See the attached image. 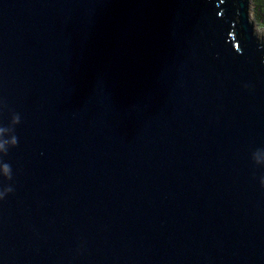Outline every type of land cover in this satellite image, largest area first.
Wrapping results in <instances>:
<instances>
[{
	"label": "water",
	"instance_id": "water-1",
	"mask_svg": "<svg viewBox=\"0 0 264 264\" xmlns=\"http://www.w3.org/2000/svg\"><path fill=\"white\" fill-rule=\"evenodd\" d=\"M263 32L249 0H0V264H264Z\"/></svg>",
	"mask_w": 264,
	"mask_h": 264
},
{
	"label": "clouds",
	"instance_id": "clouds-1",
	"mask_svg": "<svg viewBox=\"0 0 264 264\" xmlns=\"http://www.w3.org/2000/svg\"><path fill=\"white\" fill-rule=\"evenodd\" d=\"M20 121V117L18 114H13L11 117V122L9 127L11 128V130L13 131L12 126L16 125L17 123H19ZM7 129L4 127H0V133L6 131ZM17 144V137L15 135H12L10 137V139L8 140H0V153L3 154H7L8 151V147H6L5 145H10V146H15ZM261 151V150H256L252 153V160L256 163V164H260V165H264V162H261L260 160L256 159V152ZM3 168V176L5 178L10 179L11 178V167L9 164L4 163L2 165ZM260 183L262 186H264V177H261L260 179ZM12 191V189L10 187H6L4 188L3 192H0V196H3L5 193Z\"/></svg>",
	"mask_w": 264,
	"mask_h": 264
},
{
	"label": "rangeland",
	"instance_id": "rangeland-1",
	"mask_svg": "<svg viewBox=\"0 0 264 264\" xmlns=\"http://www.w3.org/2000/svg\"><path fill=\"white\" fill-rule=\"evenodd\" d=\"M258 7L256 5L255 0H249V18L252 19L253 27L257 31V33L261 34V31H264V25L262 24L261 20H259V17L257 16ZM261 29V31H260ZM264 35V32L262 33ZM264 41V38H263Z\"/></svg>",
	"mask_w": 264,
	"mask_h": 264
},
{
	"label": "trees",
	"instance_id": "trees-1",
	"mask_svg": "<svg viewBox=\"0 0 264 264\" xmlns=\"http://www.w3.org/2000/svg\"><path fill=\"white\" fill-rule=\"evenodd\" d=\"M255 1L258 7L257 16L259 17V20H261L262 24L264 25V0H255Z\"/></svg>",
	"mask_w": 264,
	"mask_h": 264
}]
</instances>
